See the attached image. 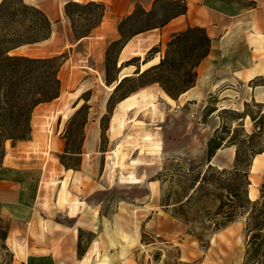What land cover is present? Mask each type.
Wrapping results in <instances>:
<instances>
[{
	"label": "rangeland",
	"instance_id": "rangeland-1",
	"mask_svg": "<svg viewBox=\"0 0 264 264\" xmlns=\"http://www.w3.org/2000/svg\"><path fill=\"white\" fill-rule=\"evenodd\" d=\"M167 2H157L156 14L147 24L156 25L164 19V13H170ZM71 9L68 31L59 23L51 28L48 39L13 51L37 57L61 56L59 95L36 108L34 118L36 125L47 129L49 122L54 124L61 116L63 122H58L71 151L79 150L84 140L82 168L81 156L57 154L63 166L80 168L77 188L76 183L72 188L64 185L66 204L74 206L73 212L79 200L83 206L90 204L84 211V221L90 229H84L79 236L82 255L79 258L77 250L72 257L66 252L63 261L78 264L83 257L82 264H242L248 239L246 215L224 227H215L219 218L214 214L217 187L215 175L207 169L208 165L231 168L237 146L246 154L251 150L264 152V104L251 99L246 102L244 98L251 93L252 85L264 83V76L249 83H230L225 79L231 76V68L221 66L218 72H223L224 77L218 79L219 84L211 92L190 101L185 95L176 99L168 95L170 100L157 83L145 84L149 75L140 78L134 73L136 66L140 69L143 59L150 56L152 47L157 50L152 54L155 62L164 55L166 42L156 41L160 29L156 27L128 40L131 45L141 44V56L127 58L128 47L118 55L116 68L111 57L109 76L119 69L117 77L124 73L129 79L109 102L116 82H106L105 52L112 41L119 39V33L102 37L95 34L102 21V8ZM138 22L139 19L128 22L124 30L128 32ZM145 42L151 44L148 50ZM222 55L223 65L249 60L247 52L241 50L234 57L231 51L223 50ZM129 59L132 64L118 67L120 61ZM230 89L233 92L223 97ZM130 90L134 92L115 103ZM103 116H107L106 129L101 135ZM209 139L221 142L210 159L206 151ZM1 152L2 147L0 159ZM245 156L243 153L240 162ZM252 162L247 194L249 197L252 190L254 196L249 198L254 200L259 197L264 179L257 170L259 162L254 166ZM205 172L207 178L199 190L198 183ZM180 205L183 207L178 208ZM56 218L69 223L64 216ZM0 230H7L8 235L9 220L1 215ZM7 235L0 239V264H14L6 245ZM88 249L90 254H86Z\"/></svg>",
	"mask_w": 264,
	"mask_h": 264
},
{
	"label": "crops",
	"instance_id": "crops-1",
	"mask_svg": "<svg viewBox=\"0 0 264 264\" xmlns=\"http://www.w3.org/2000/svg\"><path fill=\"white\" fill-rule=\"evenodd\" d=\"M24 1L43 11L51 22V28L62 23L67 31L68 19L63 12L65 3L70 1L100 3L104 7V13L95 34L102 37L117 32L118 22L130 15L137 6L150 10L156 0ZM182 1L186 5L185 12L172 17L162 25L158 30L156 41L167 42L173 33L187 27L204 28L211 40L208 54L196 67L195 84L181 94L182 96H187L186 99L190 101L215 89L219 84L218 79L224 77L223 72H218L221 66L231 68L229 69L231 76L225 79L230 83L235 81L249 83L257 77L264 76V0ZM52 32L53 29L51 34ZM140 46L139 43L131 45L127 42L121 49L119 57L124 49L128 51V47L130 51L127 53V58L141 56L143 48ZM150 46L149 42H145L146 50ZM223 50L231 51L233 57L239 50L246 51L249 60L247 63L228 62L223 65L221 63ZM154 59L143 64L141 69L156 63L152 61ZM144 65L147 66L143 68ZM225 73L226 76L228 73ZM125 75L128 74L121 73L118 78ZM230 91L233 92L230 89L222 94L223 97H227ZM244 98L246 102L251 99L256 103L264 104V83L252 85L251 93H246ZM50 102L39 103L33 109L30 121L31 133L28 139L15 143L7 139L3 143L4 152L0 159V215L9 220L6 245L13 254L14 264H70L63 261L66 257L65 253L69 252L72 257L77 250L79 231L90 229L84 221L85 208L90 204L86 203L83 206V201L79 200L77 211L73 212L74 206L71 203L66 204L67 195L63 193L64 185L67 186L66 188H72L76 183L74 188H77L80 168L65 167L58 159V155L64 153L66 145V138L61 132L60 122H63L61 116H57L56 123L49 122L47 129L36 125L34 111L40 105ZM64 117L67 118V115L64 114ZM59 120L61 121L58 122ZM82 155H84V140L77 155L81 156V168L84 164ZM257 156L259 160L257 170L264 179V152ZM68 201L72 202L71 199ZM58 216H64L69 223L57 219ZM90 253L88 249L86 254ZM82 258L79 259L78 264H82Z\"/></svg>",
	"mask_w": 264,
	"mask_h": 264
},
{
	"label": "trees",
	"instance_id": "trees-1",
	"mask_svg": "<svg viewBox=\"0 0 264 264\" xmlns=\"http://www.w3.org/2000/svg\"><path fill=\"white\" fill-rule=\"evenodd\" d=\"M159 1L156 0L150 10H144L137 6L130 15L119 21L117 31L120 37L112 41L105 52L107 84L116 82L119 72V69H117V74L113 77L109 76L110 59L112 57L114 68H116L118 55L131 36L148 29L161 27L172 17L184 13L186 10L184 1L169 0L167 3L168 12L170 13H164L163 20L150 26L146 21L156 14L154 6ZM92 6L102 8L100 13V17H102L104 7L94 1L87 3L67 2L64 4L63 12L72 21V7L90 8ZM163 11L166 12V9ZM136 19H139L137 26L126 32L124 30L126 24ZM50 34L51 22L45 13L36 6L25 3L23 0L0 1V147L2 148L4 141L7 139L12 140L13 143L17 140L28 139L31 133L30 121L33 109L39 103L51 101L59 95L58 70L62 64L60 55L37 57L13 52L22 46L42 42L48 39ZM210 43L211 40L204 28L187 27L170 36V39L166 42L164 55L158 60V63L151 64L144 70L141 67L139 69L137 65L134 73L140 78L149 75L150 78L145 84L157 83L167 96L176 99L195 84L197 78L196 67L208 54ZM155 52H157L155 47L149 49L148 54L150 56L143 59L141 66L153 59L152 54ZM131 60L121 63V66L132 64ZM128 77H122L115 85L109 102L124 82L129 79ZM128 92H124V95L119 97L115 103L122 101L134 91L131 92L130 90ZM108 112H111V106ZM105 118L107 116L101 118V135L104 134L106 129ZM234 143L233 141L230 142V144ZM68 145L66 138L63 154L77 156L80 153V148L77 151H71ZM220 147L221 142L209 139L206 149L208 159ZM260 152L262 151L255 153L251 150L249 154H246L241 147L237 146L235 160L231 168L218 169L215 166L208 165L207 169V172H212L215 175L214 182L217 187L218 204L214 214L218 215L219 218L216 220L215 227H224L239 216L246 215L245 229L248 239L242 264H264V183L261 184L257 199L252 200L247 194L248 185H250L249 168L253 156ZM243 153L246 156L242 163L240 160ZM60 162L62 163V159ZM206 178L207 173L205 172L199 180L198 185H201L199 190L202 189ZM182 207L183 205H180L178 208ZM6 235L7 230H0V239L4 240ZM79 236L77 255L80 258L82 254L80 252Z\"/></svg>",
	"mask_w": 264,
	"mask_h": 264
},
{
	"label": "bare ground",
	"instance_id": "bare-ground-1",
	"mask_svg": "<svg viewBox=\"0 0 264 264\" xmlns=\"http://www.w3.org/2000/svg\"><path fill=\"white\" fill-rule=\"evenodd\" d=\"M154 58H155V57H154ZM152 61L155 62V61H156V58H155L154 60H152ZM150 63H151V62H150ZM148 64H149V63H148ZM145 66H147V65H144L143 68H144ZM164 95H165L168 99L171 100V98H169V96H167L165 93H164ZM257 96H258V95H257ZM166 101H167V100H166ZM246 119H249V117L246 116ZM231 148L233 149V147H231ZM257 157H258V156H255V157H254L253 162H252V166L258 164L259 160H258ZM252 166H251V167H252ZM253 193H254V192H253L252 190L249 191V197H250V198H253V196H254Z\"/></svg>",
	"mask_w": 264,
	"mask_h": 264
},
{
	"label": "water",
	"instance_id": "water-1",
	"mask_svg": "<svg viewBox=\"0 0 264 264\" xmlns=\"http://www.w3.org/2000/svg\"><path fill=\"white\" fill-rule=\"evenodd\" d=\"M122 62H123V60H122V61H120V62L118 63V67H120V66H121V63H122ZM125 76H127V75H125ZM122 77H124V76H122ZM122 77H121V78H122ZM121 78H118V79H117V81H116L115 85H116V84H117V83L120 81V79H121ZM115 85H114V87H115ZM114 87H113V88H114Z\"/></svg>",
	"mask_w": 264,
	"mask_h": 264
}]
</instances>
